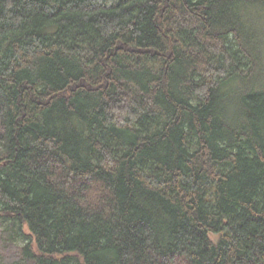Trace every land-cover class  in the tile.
Masks as SVG:
<instances>
[{
  "label": "trees",
  "instance_id": "trees-1",
  "mask_svg": "<svg viewBox=\"0 0 264 264\" xmlns=\"http://www.w3.org/2000/svg\"><path fill=\"white\" fill-rule=\"evenodd\" d=\"M0 224L3 264H264V0H0Z\"/></svg>",
  "mask_w": 264,
  "mask_h": 264
},
{
  "label": "rangeland",
  "instance_id": "rangeland-1",
  "mask_svg": "<svg viewBox=\"0 0 264 264\" xmlns=\"http://www.w3.org/2000/svg\"><path fill=\"white\" fill-rule=\"evenodd\" d=\"M3 228H5V227L2 226V228H1V226H0V238L3 234L2 233ZM24 230L26 233H28V229L26 227ZM20 245L23 246L24 244L22 242H19L18 246H12V247L8 248V246L4 247V245H2V243H0V263L2 261L5 263H11L14 260H18V258L20 256V248H21ZM13 263H15V261ZM1 264H3V263H1Z\"/></svg>",
  "mask_w": 264,
  "mask_h": 264
}]
</instances>
